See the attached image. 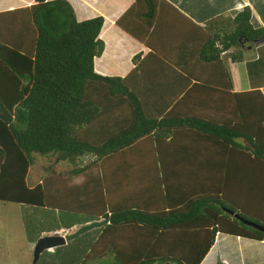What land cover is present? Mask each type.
I'll use <instances>...</instances> for the list:
<instances>
[{"label": "trees", "instance_id": "16d2710c", "mask_svg": "<svg viewBox=\"0 0 264 264\" xmlns=\"http://www.w3.org/2000/svg\"><path fill=\"white\" fill-rule=\"evenodd\" d=\"M162 4L134 0L115 24L138 38L132 13L149 26ZM8 14L0 21V202L57 210L66 228L107 219L83 263L199 264L217 232L263 239L238 217L264 227V95L232 92L224 62L244 61L241 51L264 32L248 6L201 24L198 68L190 61L176 92L161 69L140 79L137 55L123 77L94 70L101 15L78 20L68 0H34L0 16ZM35 154L72 168L50 167L28 187Z\"/></svg>", "mask_w": 264, "mask_h": 264}, {"label": "crops", "instance_id": "0c3cea01", "mask_svg": "<svg viewBox=\"0 0 264 264\" xmlns=\"http://www.w3.org/2000/svg\"><path fill=\"white\" fill-rule=\"evenodd\" d=\"M68 1L72 5L78 20L87 19L96 15H101L104 18V22L99 33V37L102 40L104 39V49L102 54L94 60V70L96 72L102 75H118L123 77L135 67L132 63V58L137 55L136 64H140L139 69L143 68V73L141 72L139 75L140 79H145V76L148 75L147 71H151V67L154 69L157 68L158 71L161 69L162 75L160 73L159 74L164 77L166 76L167 79H165L167 81H172V84L168 85L178 87L175 89V92L178 89H182L183 85L187 83L186 77L184 76L185 74H188V72H191V69L189 68L190 61H197L195 58V50L197 48L199 38L196 37L198 36L196 35V31L201 32V24L207 19H214L219 16L233 17L244 6H248L251 10L250 21L253 27L264 26V0H165V2H167L171 7L166 4L162 5H164L165 11L169 13L166 14L163 9L165 13H157L153 22L149 26L146 25L145 19L134 17L132 15L135 13H132V19L140 28V32H138L135 24L132 27L133 30H136L134 31L135 34L140 36L138 39L115 24V21L119 19V17L131 6L134 0ZM33 2L34 0H0V15H3L5 11H14L25 8ZM176 16L177 18L179 16L182 17V20L174 19ZM5 17L7 19L9 14L0 16V21ZM24 17V21H27V16L25 15ZM25 27L27 26L25 25ZM144 27L145 30H143ZM110 39L112 40V47H110V44L107 45ZM179 42L183 43V47L179 44ZM174 43L176 45H174ZM150 52L154 53L156 57L158 59L160 58L162 61L160 59L159 61L150 59V61L143 62L144 57ZM111 54L116 57L115 63H112L109 60V57L112 56ZM230 64L232 67L233 63L230 62ZM107 66H112L116 69H114V71H108L105 69L102 70V67ZM171 67L175 68L182 75L175 74L171 70ZM186 68H189V71ZM234 71L236 72V76L232 73L230 74L232 79V92H242L253 88H259L261 93H264V85H251L249 76L246 75L247 80H243V77L241 78V74L237 73L238 70L235 69ZM133 77L136 79L138 76L133 74ZM208 79L209 82H211L216 78H204V80ZM160 82L164 81L145 80L142 83H146L145 85H148L150 83L156 84ZM167 96L164 98H167ZM40 180L41 179L37 177L30 181L28 174L26 176V183L28 187L34 186L40 182ZM15 204L21 205L20 209H23L21 207L24 204ZM25 207L28 206L26 205ZM24 210H27V208H24ZM57 219H59L58 216ZM82 224L74 223V225L70 228H66L58 226L55 223L49 229L40 231L37 237L39 238V236L41 237L56 232L70 233ZM104 225L97 227L99 229L94 230L95 232L92 236H90L88 242H85L84 245H81V247L74 248L73 246H69V244H67L69 241H67L64 245L54 247L49 251L44 250L45 254H43L44 252L42 251L43 253L41 252L39 254L38 260L40 257H43L46 264H63L66 257H68L70 264H97V261H87L83 263L82 259L89 251V248H91L90 246L93 244V241L101 233ZM28 242L30 241L28 240ZM33 242L34 241H31V244ZM62 246H65L64 249H66V247H69V249L60 251ZM71 249L77 250L78 254L76 257ZM101 249H103V247H101ZM63 251H65V253ZM51 255L54 256L52 257ZM105 258L106 257L100 259V264H109L107 261L108 259L104 261ZM37 262L35 264H37ZM24 264H28V262ZM199 264H264V237L262 240H255L242 236L217 232L214 237V243L205 253Z\"/></svg>", "mask_w": 264, "mask_h": 264}, {"label": "rangeland", "instance_id": "374dc122", "mask_svg": "<svg viewBox=\"0 0 264 264\" xmlns=\"http://www.w3.org/2000/svg\"><path fill=\"white\" fill-rule=\"evenodd\" d=\"M181 18L182 17L180 16L178 18L177 16L174 17V19L176 20H179ZM215 20H217L218 22L219 20H221V18L218 17L213 21ZM206 21L209 25L210 19H207ZM204 30H205L204 32L207 33V29ZM196 35H198L196 36L197 38L201 36L200 32L197 31H196ZM200 42H202V40L198 41V45L195 50L196 53L195 58L198 57L197 50ZM111 43L112 40L110 39L107 45L110 44V47H112L113 45ZM179 44L181 46L183 45L182 42H179ZM174 45L176 44L174 43ZM241 52L243 54L242 59H244V61L234 62L232 67L230 66L231 64L229 58L228 57L224 58L225 65L229 73L230 74L232 73L234 74V76H236V72L234 71L236 69L238 70L237 73L241 74V78L243 77V80L245 79L247 80L246 75L249 76L251 85H264V42L261 43L260 45L252 46L249 49L244 48L243 51ZM109 58H110L109 59L110 62L115 63L116 57L114 55L110 56ZM195 62H196L195 68L197 69L199 63L198 61ZM201 63L203 62L201 61L200 64ZM111 67L107 66L104 68L105 70L108 71L110 70L114 71V69H116ZM201 67H202L201 69H205V66L203 64H201ZM189 68L191 69V65L189 66ZM110 76H118V75H110ZM165 78L167 79L166 76ZM210 78H212V76ZM53 159L54 157L51 155H49L48 157H42L35 154L34 164L29 168V173H28L29 180L31 181L37 177L41 178L45 174L46 169H49L50 167H52V169L56 170L57 172H61V173L66 172L72 168V165L68 162L54 163ZM83 159L85 161L87 160V158H83ZM20 206L21 205H17L15 203H10V202H0V264H24L26 262H28V264H31L33 247L38 238L37 237L38 234L42 230L49 229L56 222L54 218L57 217L58 215L57 210H52L49 208L30 207V206L25 207L26 205H23L21 207L23 209H20ZM24 208H27V210H24ZM62 214L63 213H61V215ZM69 214L71 219H78V221L80 220L84 221V218L86 219V217L83 216L82 214H77V213H69ZM67 219L68 218H65L64 220ZM97 229L99 228L83 233L77 238L73 239L72 241L67 242V244H69V246H73L74 248H79L81 247V245H84L85 242H88L90 236L94 234L95 232L94 230ZM28 240L30 242H28ZM31 241L34 242L31 244ZM64 248L65 246H62L60 251L69 249V247H66V249ZM71 251L76 257L78 254L77 250L71 249ZM43 252L42 253L45 254V251ZM63 252L65 253V251ZM51 256L53 257L54 255ZM64 263L70 264L68 257H66ZM37 264H46L44 258L40 257Z\"/></svg>", "mask_w": 264, "mask_h": 264}, {"label": "water", "instance_id": "95a60500", "mask_svg": "<svg viewBox=\"0 0 264 264\" xmlns=\"http://www.w3.org/2000/svg\"><path fill=\"white\" fill-rule=\"evenodd\" d=\"M264 42V32L256 39H254L251 44L248 45V48L252 46H257L260 45L261 43ZM235 217H238L235 215ZM244 224L251 226L259 231L264 232V227H261L258 224H255L251 221H247L245 219H241L238 217ZM107 223V219H101V220H94L85 224L80 225L76 230L73 232L68 233L67 235H62L59 233H53V234H48L39 237L33 247V252H32V261L31 264H35L38 260L39 254L44 251L48 250L57 246L64 245L67 241H70L79 235L85 233L86 231H89L93 228L100 227L104 224Z\"/></svg>", "mask_w": 264, "mask_h": 264}, {"label": "clouds", "instance_id": "9594fccd", "mask_svg": "<svg viewBox=\"0 0 264 264\" xmlns=\"http://www.w3.org/2000/svg\"><path fill=\"white\" fill-rule=\"evenodd\" d=\"M58 233H59V232H58ZM59 234L67 235L68 233H59ZM51 249H52V248H51ZM51 249H48V251L51 250Z\"/></svg>", "mask_w": 264, "mask_h": 264}]
</instances>
